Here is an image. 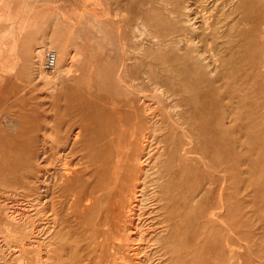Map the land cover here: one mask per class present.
I'll return each instance as SVG.
<instances>
[{"label":"rangeland","instance_id":"1","mask_svg":"<svg viewBox=\"0 0 264 264\" xmlns=\"http://www.w3.org/2000/svg\"><path fill=\"white\" fill-rule=\"evenodd\" d=\"M1 209L0 264H264V0H0Z\"/></svg>","mask_w":264,"mask_h":264},{"label":"bare ground","instance_id":"2","mask_svg":"<svg viewBox=\"0 0 264 264\" xmlns=\"http://www.w3.org/2000/svg\"><path fill=\"white\" fill-rule=\"evenodd\" d=\"M199 2H200V1H199ZM200 3H201V2H200ZM185 9H187V8H185ZM230 11H231V10H230ZM230 14H231V13H230ZM231 15H232V14H231ZM185 23H186V22H185ZM232 28H234V27H232ZM137 30H138V29H137ZM202 30H204V29L202 28ZM143 31H144V30H143ZM143 31H142V32H143ZM139 32H140V31H139ZM150 33H151V32H150ZM140 34H141V33H140ZM143 35H145V34H143ZM213 36H214V35H213ZM204 37H205V36H204ZM214 37H215V36H214ZM158 38H159V37H158ZM54 53H55V52H54ZM56 54H57V53H55V56H56ZM56 60H57V56H56ZM55 64H56V63H55ZM54 67H55V66H54ZM54 69H55V68H54ZM51 71H52V70H51ZM54 71H55V70H54ZM79 134H80V133H78V131H76V132H74V134H72V136L70 137V144L76 142L77 136H79ZM131 134L136 135V134H137V131H136V132L133 131ZM139 134H140V133H139ZM139 134H138V135H139ZM134 135H133V136H134ZM140 136H142V135H140ZM132 139H133V137H132V138L130 139V141H129V142H131V143H129V144H130V148H131V145H132L133 140H134V139H133V140H132ZM68 144H69V141H68ZM134 144H135V148H134V145H133V147L130 149L129 154H131V155H136V160H137V158L143 157L142 155H139V154H142V152L145 150V148H143L142 145H141V138H138V140L135 141ZM69 147H70V146H69ZM133 148H134V149H133ZM146 150H147V148H146ZM59 155H60V154H59ZM181 156H185V155H181ZM60 158H61V157H60ZM96 158H97V157H96ZM133 158H134V157H133ZM145 158H146V157H145ZM61 160H62V158H61ZM97 160H98V158H97ZM145 160H146V159H145ZM102 161H103V160H102ZM99 163H101V162H99ZM134 163H135V162H134ZM131 164H132V163H131ZM95 166H96V168H97L98 170L95 168L97 171H95V172L93 171V174L95 173V174L98 176V178H96V183H95V185H93V187H92V193H93V191H94V192H102V185H101V184H102V180H103V178H104V175L106 174V173L104 172L105 164H104L103 162H102V164H97V165H95ZM106 166H107V164H106ZM131 166H132V165H131ZM107 167H108V166H107ZM105 168H106V167H105ZM92 169H93V168H92ZM106 169H107V168H106ZM106 169H105V170H106ZM115 169H116V168H115ZM130 170H131V169H130ZM223 172L226 173V171H224V170H223ZM46 173H47V172H46ZM110 173H111V171H110ZM110 173H109V174H110ZM219 173H220V172H219ZM221 173H222V172H221ZM223 174H224V173H223ZM67 175H68V174H67ZM67 175H66V176H67ZM112 175H113V174H112ZM116 175H117V174H116ZM51 176H52V179L55 180V183H54L55 185H59V184H64V183H65V182H64V181H65V180H64L65 178L63 179V177H66V176H62V174L59 175V176H58L57 174H54V175H51ZM92 176H93V175H92ZM97 176H95V177H97ZM49 177H50V176H47V175H46V178L44 179V183L47 182V178H48V180H50ZM105 177H106V176H105ZM118 178H119V177H118ZM76 179H77V178H76ZM141 179H142V178L139 176V177L137 178L136 182H134V183H135V185H134V190L139 189V187H140L141 185H143L142 182L140 183V181H139V180H141ZM125 180H126V179H125ZM76 181H77V180H76ZM141 181H142V180H141ZM52 182H53V181H52ZM52 182H51V183H52ZM123 182H124V181H123ZM143 182H144V181H143ZM223 182H224V181H223ZM47 183H48V182H47ZM224 183H226V182H224ZM49 184H50V183H49ZM144 184H145V183H144ZM45 186H49V185H45ZM94 186H96V187H94ZM222 186H223V185H222ZM43 188H44V187H43ZM104 188H105V187H104ZM115 188H116V187H115ZM39 189H40V188H39ZM50 189H51V188H50ZM116 189H118V188H116ZM140 189H141V188H140ZM140 189H139V190H140ZM41 190H42V189H41ZM139 190H137V191H139ZM141 190H142V189H141ZM137 191H135V193H136ZM40 192H41V191H40ZM106 192L108 193L109 190L106 191ZM106 192H105V193H106ZM110 192H111V191H110ZM115 192H116V191H115ZM115 192H114V193H115ZM41 193H42V192H41ZM41 193H40V194H41ZM44 193H45V195H43L44 197L41 195L43 198H42L39 194H38V195H39L42 199H44L43 203L46 204V205H45V206H46V215L50 216V218L52 217L51 220H52V219H53V220H57L58 213H57V211H56L52 206H50V203H51L52 200L49 199V196L47 195V194H48V187L45 189V192H44ZM44 193H43V194H44ZM162 193H163V192H162ZM103 194H104V193H103ZM103 194H102V196H103ZM109 194H110V193H109ZM139 194H140V193H139ZM50 195H51V194H50ZM134 195H136V194H134ZM36 196H37V194H36ZM36 196L33 197V198L35 199ZM39 196H38V197H39ZM100 196H101V194L99 193V194L96 196V200H99ZM104 196H105V195H104ZM131 196H132V195H131ZM120 197H121V195H120ZM129 199H131V197H130ZM89 200H90V199H89ZM103 200H105V198H104ZM121 200H122V199H121ZM121 200H120V201H121ZM39 201H40V200H39ZM85 201H87V200H85ZM185 201H186V200H185ZM29 202H30V201H29ZM34 202H35V201H34ZM34 202H33V203H34ZM41 202H42V201H40L39 204H41ZM55 202H56V201H55ZM57 202H58V201H57ZM57 202H56V203H57ZM97 202H98V201H97ZM121 202H122V201H121ZM121 202H119V203H121ZM56 203H55V204H56ZM88 203H89V201L87 202V204H88ZM91 203H92V201H91L89 204H91ZM93 203H94V202H93ZM131 203H132V202H131ZM29 204H31V203H29ZM117 204H118V201H117ZM3 205H4V203H3ZM42 205H43V204H42ZM95 205H96V204H95ZM95 205H94V206H95ZM99 205H100V204H99ZM121 205H122V204H121ZM5 206H6V205H5ZM27 206H30V205H27ZM35 206H36V205H35ZM87 206H88V205H87ZM91 206H92V204L90 205L89 208H92V210H93V207H91ZM111 206H112V205H111ZM119 206H120V205H119ZM223 206H224V205H223ZM6 207H9V206L7 205ZM11 207H12V206H11ZM31 207H32V206H31ZM31 207H30V208H31ZM57 207H58V206H57ZM57 207H56V208H57ZM123 207H124V206H123ZM127 207H128V206H127ZM129 207H130V206H129ZM183 207H184V205H183ZM12 208H13V207H12ZM30 208H29V210H30ZM59 208H60V207H59ZM83 208H84V207H82V211H84ZM124 208H125V207H124ZM124 208H123V209H124ZM10 209H11V208H10ZM13 209H14V208H13ZM18 209H19V208H18ZM27 209H28V208H27ZM27 209H26V210H27ZM119 209H120V207H119ZM126 209H127V208H126ZM126 209H125V210H126ZM20 210H22V209H20ZM29 210H28V211H29ZM92 210H91V211H92ZM108 210H109V209H108ZM0 211H2V209H1ZM11 211H12V210H11ZM11 211H10V212H11ZM16 211H17V210H16ZM28 211H26V213H27ZM88 211H89V210H88ZM123 211H124V210H123ZM129 211H131V210H129ZM8 212H9V211H8ZM22 212H23V211H22ZM24 212H25V211H24ZM44 212H45V211H44ZM111 212H112V211H111ZM121 212H122V209H121ZM220 212H221V211H220ZM1 213H2V212H1ZM11 213H12V212H11ZM18 213H19V212H18ZM108 213H109V212H108ZM125 213H126V212H125ZM12 214H13V213H12ZM16 214H17V212H16ZM21 214L23 215V213H21ZM21 214H19V215H21ZM30 214H31V213H30ZM59 214H60V213H59ZM109 214H110V213H109ZM123 214H124V213H123ZM4 215H5V214H4ZM17 215H18V214H17ZM17 215H14V216H17ZM28 215H29V214H28ZM31 215H32V214H31ZM43 215H44V214H43ZM107 215H108V214H107ZM7 216H8V214H7ZM2 217H3V216H2ZM9 217H10V216H8V218H9ZM26 217H28V216H24V218H26ZM107 217H108V216H107ZM121 217H124V216H121ZM0 218H1V215H0ZM10 218L13 219L14 217H10ZM16 218H17V217H16ZM24 218H23V219H24ZM46 218H48V217H46ZM50 218H48V220H49ZM18 219H19V217H18ZM18 219H16V220H18ZM44 219H45V218H44ZM130 219H131V218H130ZM51 220H50V221H51ZM114 220H115V219H114ZM124 220H125V219H123L122 221H124ZM126 220H127V219H126ZM108 221H109V220H107V222H108ZM119 221H120V216L118 215V217H117L115 223L120 224L121 222L119 223ZM1 222H2V221H1ZM1 222H0V224H2ZM7 222H8V221H7ZM13 222H15V221L13 220ZM23 222H25V219H24ZM47 222H48V221H47ZM58 222H59V221H58ZM103 222H104V221H103ZM126 222H127V221H126ZM126 222H125V223H126ZM20 223H22V221H21ZM20 223H19V224H20ZM25 223H26V222H25ZM99 223H100V222H99ZM131 223H132V222H130V223L128 222V224H131ZM134 223H135V222H134ZM16 224H17V222H16ZM16 224H15V226H16ZM29 224H30V222H29ZM32 224H33V223H32ZM50 224H51V223H50ZM53 224H54V223H53ZM53 224H51V225H53ZM56 224H57V223H56ZM51 225H50V226H51ZM57 225H58V224H57ZM111 225H112V223H111ZM113 225H114V224H113ZM115 225H116V224H115ZM121 225L123 226V224H121ZM131 225H132V224H131ZM116 226H117V225H116ZM116 226L113 227V228L116 229V228H117ZM134 226H135V225H134ZM30 227H31V226H30ZM48 227H49V226H48ZM55 227H57V226H55ZM135 227H136V226H135ZM135 227H133V228H135ZM1 228H2V227H1ZM1 228H0V230H1ZM32 228L34 229V227H32ZM50 228H52V227H50ZM111 228H112V227H111ZM27 229H28V227H27ZM27 229H26V230H27ZM42 229H44V228L42 227ZM42 229H41V230H42ZM48 229H49V228H48ZM118 229H119V228H118ZM123 229H125V227L122 228V230H123ZM126 229H127L126 231H127V233H128V231H129L128 229H129V228L126 227ZM256 229H257V228H256ZM26 230H25V231H26ZM30 230H31V229H30ZM30 230H29V231H30ZM46 230H47V228H46ZM54 230H55V229H54ZM126 231H125V232H126ZM30 232H31V231H30ZM34 232H35V231H34ZM47 232H48V231H47ZM47 232H45L44 235H45ZM49 232H50V231H49ZM105 232H107V230H106ZM109 232H110V231H109ZM118 232L120 233L119 230H118ZM123 232H124V231H122V232L120 233V235H121ZM125 232H124V233H125ZM17 233H18V232H17ZM17 233H16V234H17ZM28 233H29V232H28ZM112 233H113V232H112ZM255 233H256V231H255ZM0 234H1V231H0ZM19 234H21V233H19ZM29 234H31V233H29ZM33 234H34V233H33ZM125 234H126V233H125ZM232 234H233V233H232ZM253 234H254V233H253ZM22 235H23V234H22ZM47 235H48V234H47ZM109 235H110V234H109ZM133 235H134V234H133ZM0 236H1V235H0ZM45 236H46V235H45ZM106 236H107V235H106ZM123 236H124V235H123ZM126 236H127V235H126ZM234 236H235V235H234ZM47 237H48V236H47ZM47 237H46V238H47ZM53 237H54V236H53ZM101 237H102V236H101ZM130 237H131V236H130ZM0 238H3V237L1 236ZM27 238H28V237H27ZM54 238H55V237H54ZM125 238H126V237H125ZM254 238H255V237H254ZM258 238H259V237H258ZM3 239H4V238H3ZM20 239H21V238H20ZM25 239H26V238H25ZM42 239H43V238H42ZM48 239H49V238H48ZM48 239H47V240H48ZM127 239H128V238H127ZM23 240H24V239H22V241H23ZM27 240H28V239H27ZM51 240H52V239H51ZM120 240H124V239H120ZM48 241H49V240H48ZM52 241H54V240H52ZM46 242H47V241H46ZM46 242H45L44 244H46ZM50 242H51V241H50ZM50 242H48V244H49ZM255 242H256V241H255ZM26 243H28V242H26ZM32 243H33V242H32ZM95 243H96V242H95ZM38 245H39V244H38ZM22 246H23V244H22ZM52 246L54 247V245H52ZM52 246H51V247H52ZM14 247H15V246H14ZM20 247H21V246H20ZM47 247H49V246H47ZM104 247H105V246H104ZM21 248H22V247H21ZM44 248H45V247H44ZM102 248H103V246H102ZM14 249H17V248H14ZM18 249H19V248H18ZM28 249H29V248H28ZM47 249H48V248H47ZM25 250H27V249H25ZM40 250H41V249H40ZM20 251H21V250H20ZM28 251H29V250H28ZM42 251H43V250H42ZM44 251H47V250H44ZM14 252H15V250H14ZM40 252H41V251H40ZM48 252H50V251H48ZM48 252H47V253H48ZM41 253H42V252H41ZM44 253H45V252H44ZM44 253H43V254H44ZM117 253H118V252H117ZM50 254H52V253H50ZM39 255H40V254H39ZM45 255L47 256L46 253H45ZM45 255H44V256H45ZM48 255H49V254H48ZM22 257H23V255H22ZM26 257H27V256H26ZM28 257H29V256H28ZM39 257H41V256H39ZM257 257H258V256H257ZM37 258H38V257H37ZM37 258H36V259H37ZM41 258H42V257H41ZM44 258H46V257H44ZM23 259H24V258H23ZM36 259H35V260H36ZM182 259H183V258H182ZM29 260L31 261V259H29ZM38 260H40V259H38ZM44 260H45V259H44ZM44 260H43V262H44ZM122 260H123V259H122ZM257 260H258V259H257ZM36 261H37V260H36ZM40 261H41V260H40ZM182 261H183V260H182ZM37 262H38V261H37ZM43 262L41 261L40 264L43 263ZM22 263H23V262H22ZM38 264H39V262H38ZM45 264H51V262H50V263H46V262H45Z\"/></svg>","mask_w":264,"mask_h":264},{"label":"built area","instance_id":"3","mask_svg":"<svg viewBox=\"0 0 264 264\" xmlns=\"http://www.w3.org/2000/svg\"><path fill=\"white\" fill-rule=\"evenodd\" d=\"M44 59H45L44 67L46 69L52 70L55 66V63H56L55 53L53 51H46Z\"/></svg>","mask_w":264,"mask_h":264}]
</instances>
